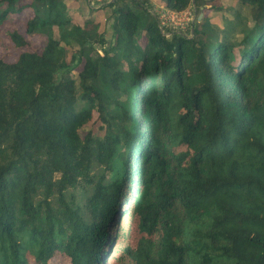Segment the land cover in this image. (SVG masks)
I'll return each instance as SVG.
<instances>
[{
	"label": "trees",
	"instance_id": "obj_1",
	"mask_svg": "<svg viewBox=\"0 0 264 264\" xmlns=\"http://www.w3.org/2000/svg\"><path fill=\"white\" fill-rule=\"evenodd\" d=\"M240 1L252 26L187 32L103 0L108 37L64 0H0L24 49L0 54V264H264V0Z\"/></svg>",
	"mask_w": 264,
	"mask_h": 264
},
{
	"label": "rangeland",
	"instance_id": "obj_2",
	"mask_svg": "<svg viewBox=\"0 0 264 264\" xmlns=\"http://www.w3.org/2000/svg\"><path fill=\"white\" fill-rule=\"evenodd\" d=\"M64 1L69 7L67 11L70 17L72 18L73 22L81 24L85 20V18H90V19L96 18V20L101 23V31H104V33H107L108 37L109 36L111 37L112 29L110 23L112 20L107 19V15L109 14L110 10L106 12L103 9H99L103 0H64ZM150 2L153 5L151 10L154 13L158 14L159 15L158 17L161 18L160 11L162 7H164L163 6L164 4L161 3L160 0H150ZM89 4H91V6L98 8H96V10H92L90 9ZM201 4H203L204 8L203 9L200 8L199 11L191 5H189L186 8L191 11L193 20L188 24V26L186 25L181 30H185L189 32L188 28L191 27L192 23H194L196 19H201L202 17H204V20L210 22L212 25L217 26L220 30L226 29L227 21L233 19L235 13L240 10L242 12V16H247L248 25L249 26L253 25V20L249 15V9L246 6L243 7L240 0H203ZM26 12L24 13V15H26ZM202 13L203 16L200 17ZM11 23H13L12 16L7 20V22H5L0 32L1 35L0 54L4 55L6 60L8 61L16 60L18 54L22 50H24L22 48H18L14 46L6 35V29L10 27ZM162 23H163V19H162ZM164 26L166 29L173 30V28L167 27V24H164ZM19 29H21V31H24L21 26L19 27ZM175 30H179V29H175ZM234 37L238 39L241 37V35L240 33L239 34L236 33V36ZM26 38L31 41V46L32 49L34 50H39L40 47L46 41V36L43 34L36 35L33 37L27 36ZM91 126H93V124H91L90 126L88 125V128ZM96 127L97 124L93 126L95 131H97ZM56 264H66V261L62 258H59L56 260Z\"/></svg>",
	"mask_w": 264,
	"mask_h": 264
},
{
	"label": "built area",
	"instance_id": "obj_3",
	"mask_svg": "<svg viewBox=\"0 0 264 264\" xmlns=\"http://www.w3.org/2000/svg\"><path fill=\"white\" fill-rule=\"evenodd\" d=\"M163 6L164 7H162L160 11V15H161V18L163 19V23H162V19L158 17L159 25L163 31L164 29H166L164 24H167V27L169 28H173V30L175 29L181 30L186 25L188 26V24L193 20L191 11L189 9L185 8L186 10L183 9V10L177 11L165 5Z\"/></svg>",
	"mask_w": 264,
	"mask_h": 264
},
{
	"label": "crops",
	"instance_id": "obj_4",
	"mask_svg": "<svg viewBox=\"0 0 264 264\" xmlns=\"http://www.w3.org/2000/svg\"><path fill=\"white\" fill-rule=\"evenodd\" d=\"M203 16V13L200 15V17Z\"/></svg>",
	"mask_w": 264,
	"mask_h": 264
}]
</instances>
